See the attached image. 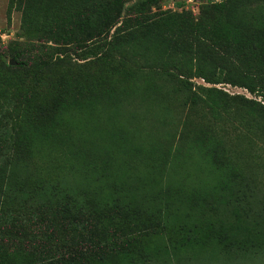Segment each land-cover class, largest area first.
I'll return each mask as SVG.
<instances>
[{"label": "trees", "instance_id": "1", "mask_svg": "<svg viewBox=\"0 0 264 264\" xmlns=\"http://www.w3.org/2000/svg\"><path fill=\"white\" fill-rule=\"evenodd\" d=\"M206 1L195 15L186 10L153 12L154 0H9V17L19 11L21 26L8 50L0 48V129L6 120L3 143L14 133L23 143L21 148H16L17 140L8 143L18 151L16 160L4 161L0 153V207L9 197L10 203L18 195L29 202L41 197L63 220H73L75 232L86 235L68 253L43 250L25 256L23 264H176L187 249L209 244L236 259L264 256V205L251 207L253 187L237 182L238 173L215 175L221 165H232L234 157L217 139H209V128L200 126V134L188 131L198 127L196 118L206 112L217 120L247 124L264 142V104L193 81L264 94V0ZM86 59L94 60L97 71L79 65ZM105 78L114 87L97 93L96 81ZM52 81L59 85L49 106H29ZM63 89L67 102L70 94V107L122 104L133 95L148 101L150 116L117 113L121 128L107 131L105 140L112 139V153L140 158L150 172L142 174L134 165L112 179L111 149L96 142L91 149L73 152L79 180L71 188L67 181L55 185L49 175L33 169L39 156L48 157L61 145L48 136L63 108ZM197 150L216 182L193 196H174L170 185L162 191L157 177L196 160ZM93 151L99 161L91 158ZM238 152L247 156L246 150ZM50 159L44 171L56 164ZM123 161L119 165L126 166ZM101 187L107 188L105 196ZM144 217L148 222L142 232L121 235L113 226L126 222L139 227ZM31 221L36 225L35 214ZM4 223L10 227L2 229ZM154 225L159 230L151 233ZM3 236L30 244L58 238L27 232L11 214L1 222ZM1 252L0 264H11Z\"/></svg>", "mask_w": 264, "mask_h": 264}, {"label": "rangeland", "instance_id": "2", "mask_svg": "<svg viewBox=\"0 0 264 264\" xmlns=\"http://www.w3.org/2000/svg\"><path fill=\"white\" fill-rule=\"evenodd\" d=\"M145 1V0H143ZM153 12H181L183 10L191 11L195 15H199L202 5L207 4L206 0H154ZM213 1V0H212ZM215 4L222 3L224 0H214ZM182 5V6H181ZM9 0H0V48L6 51L12 41L18 39L17 33L19 32L21 26V13L17 10H14L9 17ZM264 11V10H263ZM264 14V12H263ZM23 40V39H21ZM135 52V51H134ZM131 52V53H134ZM7 61L13 62L10 58L7 57ZM93 59H86L79 61L80 66L88 67L92 72L97 71V67L92 65ZM108 77V76H107ZM103 82L96 81V92L107 93L111 91L114 87L113 82L108 78H105ZM198 85H203L206 87H216L229 95H244L249 99H253L257 102L264 104V94L256 93L251 94L248 90L240 87H235L229 84H218V85H209L206 84L201 79L193 80ZM112 84V85H110ZM59 84H55L53 81L50 82L44 89H42L38 96L35 95L31 98L29 106H49V103L52 99L53 93ZM83 86L87 85L86 82L82 84ZM106 86V87H105ZM61 90L62 99L64 100L62 110L59 114V117L54 124V129L52 133L48 136L51 143H60V147L57 151L51 153V155L39 156V159L35 158V164L33 163V169L39 171V174L49 175L55 185L61 183L62 185L69 183V188L73 187L74 183L79 180L77 178L76 172L79 170L76 160L73 159V152L83 150L84 148L91 149V143H97L102 147H109L111 149V155L107 156L113 166L109 168L112 172L111 178L116 179L118 172L127 169L129 166L137 165L140 167L142 174L149 173L150 168L146 170V165L141 161L140 158H127V155L120 152L114 151L112 153V139L111 142L106 141L107 131L112 128H121L120 123L116 121L117 113L122 115H127L130 112H133L137 116H144L147 113V117L150 116V113L147 111L148 101L145 102L141 97L137 98L132 96L131 99L124 101L122 104L113 102L119 106V110L115 104H108L106 106H99L93 109H89L82 104L80 107H70L69 106V93L67 92L66 97L68 102L64 98V91ZM56 94V92L54 93ZM145 110L146 112H143ZM199 118H196L198 127L190 126L188 131L192 134H200L201 127L209 128L208 134L209 139H217L218 143L225 147L230 155L234 157L229 163L232 165L224 166L221 165L222 170H216L215 175L220 176L221 171L230 170L232 172L238 173L239 177L237 182L245 184H250L253 187L255 193V201L251 203L252 208L261 207L264 205V142L261 140L260 135L253 130H251L247 124H242L239 122H233L227 118L222 117L217 120L209 116L206 112H201ZM111 117L112 121H109ZM181 117L178 111V120L180 121ZM150 126V120L146 122ZM7 124L6 120L2 121V131L0 129V153H2V159L4 161H10L11 159L16 160L15 156L17 155V150H14L8 143H12L17 140L18 144L16 148L22 147V141L17 133L11 135V137H16V139L11 140V137L8 138L6 142V134L4 132V126ZM153 124L156 125L154 129H157V124L153 121ZM183 125V124H182ZM201 126V127H200ZM1 128V125H0ZM119 129H117L118 131ZM149 130V127L146 131ZM163 130V128H162ZM109 140V139H108ZM241 150L247 151V156L245 158L240 157ZM94 154H91V158L95 161L97 154L96 151H93ZM102 157L106 156L104 153H101ZM104 155V156H103ZM200 151H196V160L187 161L182 167L175 169L170 173L169 176H158L156 181L158 187L166 190L167 186L172 187L174 196H185L196 193L199 189L204 186L213 184L215 181L214 173L212 169L209 168V165L205 161L200 160ZM222 156V151L221 154ZM101 155H98V157ZM21 156V154L19 155ZM46 157V158H45ZM50 160L56 164L51 170L44 171L47 167L46 162ZM28 157L24 156V160L28 161ZM48 160V161H47ZM124 160V161H123ZM128 163L126 166L119 165L121 162ZM223 161H226L225 159ZM228 162V161H226ZM98 163V162H96ZM156 165V164H155ZM38 173H34L36 178ZM212 173V174H210ZM88 174L87 172L84 173ZM165 175V174H164ZM231 177L236 180L232 175ZM99 179V178H96ZM100 180V179H99ZM96 186L98 187V182ZM216 182V181H215ZM214 182V183H215ZM245 184V185H246ZM66 187H68V184ZM160 191V189H158ZM181 193V194H179ZM107 194V188L101 187V195L105 196ZM179 194V195H178ZM11 197L8 198L9 203L6 206L0 207V213H3L4 217L7 218L8 215H15L22 221L27 232L31 231L35 234L43 237L46 234L52 233L58 238L56 241H35L30 244L27 241L17 242L13 240H8L4 236L0 238V249H2L1 255L6 258L9 257L11 264H23L22 260L27 255H32L36 252L43 250H48L51 252V255H55L57 252L68 253L71 249L72 243L78 244L83 241L85 238V233L75 232L71 226L73 220H63L60 213H56L54 209H51L47 204L41 199L34 198L31 202L26 201L21 196H14L12 202L10 203ZM86 202V199L84 200ZM35 214V224H32V215ZM199 214V213H198ZM81 218V213L78 215ZM38 216V217H37ZM75 216V215H74ZM197 216V215H196ZM0 216V225L1 222L5 221V218ZM76 217V216H75ZM198 217V216H197ZM141 222H144V225L141 224L139 227L134 226L133 223L126 222H113L114 228L116 227L121 235H130L132 233L142 232L146 229L147 217H144ZM10 227L4 223L1 228ZM149 226V225H148ZM6 228V229H7ZM157 226H152V232L158 231ZM214 242V241H213ZM214 244V243H212ZM206 245L204 248H195L187 249L183 254H181L178 259L179 263L176 264H264V256L258 259H236L234 256L224 254L219 250H215L212 246ZM8 254V255H7Z\"/></svg>", "mask_w": 264, "mask_h": 264}, {"label": "water", "instance_id": "3", "mask_svg": "<svg viewBox=\"0 0 264 264\" xmlns=\"http://www.w3.org/2000/svg\"><path fill=\"white\" fill-rule=\"evenodd\" d=\"M12 64H13V62H12Z\"/></svg>", "mask_w": 264, "mask_h": 264}]
</instances>
